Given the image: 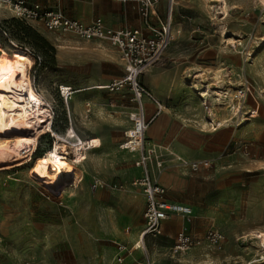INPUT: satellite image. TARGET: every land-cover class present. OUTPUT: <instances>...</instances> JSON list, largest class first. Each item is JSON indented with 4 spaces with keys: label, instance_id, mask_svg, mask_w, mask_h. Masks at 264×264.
Returning a JSON list of instances; mask_svg holds the SVG:
<instances>
[{
    "label": "rangeland",
    "instance_id": "obj_1",
    "mask_svg": "<svg viewBox=\"0 0 264 264\" xmlns=\"http://www.w3.org/2000/svg\"><path fill=\"white\" fill-rule=\"evenodd\" d=\"M224 1L227 16L219 14V3L177 0L175 30L180 33L150 74L161 78L160 104L174 122L171 128L177 138L182 135L189 143L197 138L211 149L225 135L232 137L240 116L245 121L228 148L208 158L179 159L163 143L148 145V139L144 140L149 172L169 201L192 212L189 217L171 215L160 236L145 239L142 251L129 239L133 232L136 238L144 225L145 197L135 185L141 175L135 166L138 153L119 149L124 134L137 127L129 118L137 107L129 89L96 88L120 78L121 68L90 64L80 71L76 67L62 70L60 44L46 40L38 27L33 30L29 24L16 23L13 13L0 6V59L27 74L34 93L49 100V128L59 137L72 128L80 139L97 138L102 143L83 165L71 163L72 177L58 192L43 189L27 176L31 164L0 170V264H264L263 250L252 237L264 231V79L258 74H264V6L259 0ZM253 25L257 31L235 33L238 27ZM36 56L40 62L34 61ZM216 73L220 80L214 79ZM101 74L108 76L107 82L90 84L83 78ZM143 81L150 88L147 79ZM206 85L213 99H217L215 92L223 93L224 106L211 109L209 98L206 106L201 105L198 91L207 89ZM62 86L71 88L68 100L59 94ZM242 89L246 95L235 117L231 107L237 105L234 96ZM255 112L256 118L249 121ZM223 118L230 119L228 130L213 133L209 124ZM156 128L148 129L145 138ZM55 142L52 133L42 135L31 161L44 156ZM67 159L73 162V155ZM203 160L212 165L195 173L185 167ZM210 229L223 235L219 247L204 243L181 256L172 255L177 233L203 237ZM116 244L130 252L122 262L116 260ZM195 251L196 256L187 262L178 261Z\"/></svg>",
    "mask_w": 264,
    "mask_h": 264
},
{
    "label": "built area",
    "instance_id": "obj_2",
    "mask_svg": "<svg viewBox=\"0 0 264 264\" xmlns=\"http://www.w3.org/2000/svg\"><path fill=\"white\" fill-rule=\"evenodd\" d=\"M160 1L121 0L122 3L131 2L136 4L142 28L117 30L110 29L99 23V21L85 25L79 21L72 20L63 14L58 5L44 6L30 0H0V6L8 8L16 20L25 24L37 23L50 32L74 35L81 40H98L108 43L119 54L123 67V77L119 81L105 86L104 89L110 92H117L124 88L130 90L132 95L131 102L137 107V113H133V116L130 115V120L135 126H138V117L143 115V98L154 101L150 91L142 86L140 77L164 57L163 55L169 48L175 34L178 33L175 30L174 8L179 3L177 0H165L166 13L161 18L156 11L157 4ZM35 60L40 62L37 56L34 57ZM59 88V94L62 97L71 92L69 87L65 91L62 87ZM245 95V91L242 89L237 91L234 96L237 105H234L232 110L236 111L235 117L239 114L238 110L241 108L240 104L245 99ZM244 121L245 119L240 116L236 128H239ZM141 122L144 124L142 119ZM124 136L125 140L119 145V149L138 153L135 166L141 169V175L135 181V185L142 189L145 197V208L143 211L144 228L141 232V238L143 239L147 236L156 238L162 234L163 221L168 220L173 214L188 217L191 215V209L167 200L165 189L157 184V180L149 172V157L143 149L144 144L136 145L131 140V137L127 135V132ZM211 165V161L203 160L189 162L185 167H188L190 172L195 173L200 169H207ZM98 186L99 188L103 187L102 184ZM223 240V235L215 229L208 230L203 237H195L188 233L180 232L175 236L171 252H173L172 255H181L193 248L201 247L204 243L219 247ZM137 249H141V247H137ZM116 250H118L117 262L124 261L125 257L130 253L122 244H117ZM260 260H264V250L260 255ZM142 264L151 263L145 261Z\"/></svg>",
    "mask_w": 264,
    "mask_h": 264
},
{
    "label": "bare ground",
    "instance_id": "obj_3",
    "mask_svg": "<svg viewBox=\"0 0 264 264\" xmlns=\"http://www.w3.org/2000/svg\"><path fill=\"white\" fill-rule=\"evenodd\" d=\"M210 2L223 3V7H219L222 13L219 14L227 15L224 0H210ZM259 3L264 6V0H259ZM215 7L210 6L209 9L213 10ZM225 37L226 35L223 34L224 42L226 41ZM239 45L241 44L239 43ZM258 74L264 79L263 72H258ZM215 75V80L221 79L219 78L220 73ZM211 79L213 78L211 77ZM62 88L65 91L68 87L62 86ZM96 88L104 89L101 86H96ZM206 88L204 91L195 90L199 92L198 96L203 99L201 105L206 106L209 98L213 105L211 109L216 106H224V102L221 99L223 93L220 91L215 92L217 93V99H213L210 96L211 93L207 85ZM260 94L262 93L260 92ZM69 95L70 93L64 95L67 100ZM50 108L49 100L42 95L34 93L27 74L11 69L7 61L0 59V170L8 171L31 164L27 171V176L31 180L36 181L43 189L58 192L64 185H67L68 179L72 177L71 174L74 167H72L71 163L83 165L90 153L100 149L102 143L97 138L82 140L75 135L72 128L67 130L64 137L54 134L49 128L51 122ZM161 109L165 110L163 106H161ZM240 110L241 108L238 110L239 113ZM209 114L212 113L209 112ZM229 120L223 118L220 122H216L213 125L210 122L211 124L209 125L213 127L211 131L214 133L219 130H227ZM137 121L139 122L138 126L129 129L127 135L131 137V140L136 145H141L145 139H148L145 138L147 125L143 115L138 117ZM30 131H34V135H29ZM46 133H52L56 142L44 156H37L32 162L31 156L37 149L41 136ZM69 155H73V162L67 159ZM252 237L257 241V246L264 250V231L258 232ZM133 245L135 249L142 246L141 235H138Z\"/></svg>",
    "mask_w": 264,
    "mask_h": 264
},
{
    "label": "crops",
    "instance_id": "obj_4",
    "mask_svg": "<svg viewBox=\"0 0 264 264\" xmlns=\"http://www.w3.org/2000/svg\"><path fill=\"white\" fill-rule=\"evenodd\" d=\"M30 1L36 2V3L44 5V6L58 5L66 17H68L72 20L79 21L85 25H89L93 22L99 21V23L103 24L104 26H106L110 29H114V30L123 29V28H128V29L142 28V22H141L139 13L137 11V6L135 3H131V2L122 3L121 0H58V1H55V0H30ZM228 1L230 3H233L232 2L233 0L232 1L228 0ZM209 2H210V0H209ZM210 3H212V2H210ZM225 4H226V2H225ZM223 5L224 4L221 3L219 5V7H223ZM177 6L174 8V17H175L176 22L178 19L177 14H176V11L178 8ZM226 6H227V4H226ZM219 10H221V9H219ZM156 11H157V14L159 15V17L163 18L165 16V13H166L165 12L166 11V1L165 0H161L157 4V10ZM219 13H222V10ZM223 16H225V15L223 14ZM242 21H244V20H242ZM28 24L34 30H36V27H38L37 32L39 34H42L41 36H44V38H46V40L51 42L53 45H56L57 43L60 44V52L61 53H59V61H60V66H61L62 70H65V69L73 70L76 67L80 71V69H86V67L90 64L101 65L102 67L103 66L108 67L109 65L119 66L121 68L120 78L114 79L106 85H99V86H103V88L105 86L113 83V82L119 81L123 77V67H122V64H121V61L119 58V54L114 49H112V47H110L108 43L103 42V41H98V40H81V39L75 37L74 35H70V34L63 35L62 37H56V35H55L56 33L45 30L41 25H39L37 23L31 22ZM175 27H176V25H175ZM250 30L252 32H254V31H257L258 29L254 25L252 26V28L247 27V26H242V27H238L237 30L235 31V33L241 34V33L248 32ZM179 33L180 32L176 33L175 36H177V34H179ZM223 34H225V32H223ZM223 34H222V36H223ZM231 35H234V34H231ZM175 36H174V38H175ZM234 36L236 37L237 35H234ZM263 41H264V39H263ZM154 66L152 68H150L147 72H145V74H143L140 77V82H141L142 86L144 88H146L148 91H150V94L154 98V101H151L147 98H143V100H142L144 121H145V123L150 125L149 127L147 126V131L145 132V134L148 132V129L154 128V127H156V125H158V128H156L155 133H153L152 135L148 134V145L149 144L150 145H158V144L163 143V145H165L164 148H166V150L168 151V153L170 155L175 156L179 159L186 158L188 160L213 157L215 154H217V153L225 150L226 148H228L230 139L235 135V132H237L240 129V127L235 128L236 130H233L234 134H232V137L228 138L225 135L224 137L221 138L222 140H221L220 144L218 142L216 147H213L211 149L206 148L204 143L201 142V140L199 141L197 138H195V139L193 138V141H191L189 143L186 141V139L184 137H181L182 135H180V134H179L180 136L178 138L176 137V134L173 132V129L171 128V126H172V124H174V122L171 121L169 114L166 112L167 109L165 107H164L165 110L161 109L162 105L160 104V101H162V99H161L160 94L158 93V91H159V88H158L159 80L158 79H161V78L159 76H152L153 74H150V72L154 68ZM83 78L87 79L88 83H90V84L97 83V82L102 83L105 81L107 82V80H108V76L103 75V74H101L99 77L97 76V77L87 78L84 76ZM144 78H146L147 81L149 82L150 88H148L147 85L144 83V81H143ZM90 86H92V85H90ZM124 89H128V88H124ZM124 89H120L119 91L121 92ZM102 90H106V89H102ZM102 90H98V91H102ZM82 91H86V89H84ZM119 91H117V92H119ZM129 94L132 98L131 93H129ZM256 112L251 115V117L248 119L249 121L256 118ZM166 119H168L167 123H169V124L166 125L165 122H164L165 124L164 123L161 124L162 123L161 121L162 120L166 121ZM146 121H148V122H146ZM227 130H228V128H227ZM242 130H245V129H242ZM190 133H192V132H190ZM194 134H199V133H194ZM224 134H226V132ZM186 144H189L188 146L190 147V149L187 147ZM122 152H125V151H122ZM135 154H137V153H135ZM200 170H202V169H200ZM151 175L153 178H155L153 176L152 172H151ZM155 180H156V178H155ZM156 182L158 185H160L158 183V180ZM166 198H167V194H166ZM167 200H168V198H167ZM169 202H171V201H169ZM171 203H173V202H171ZM178 205H180V204H178ZM182 206H185V205H182ZM186 207H188V206H186ZM191 212H192V210H191ZM121 219H122V221L125 220L123 218H121ZM127 219H128V216H127ZM166 221H168V220H166ZM166 221H163V223H162V230H163V225ZM119 222L120 221L115 222V223L113 222V224L111 225V228L116 229L118 227ZM143 228H144V225H143ZM143 228H142V230H143ZM142 230H141V232H142ZM141 232L138 235H141L142 234ZM136 234L137 233H134V232L129 234V239L133 243L138 237L137 236L135 238ZM177 235H178V233H177ZM194 236L198 237V235H194ZM199 237H202V236H199ZM147 238H151V237L147 236V237L143 238L142 243ZM174 239H175V237H174ZM199 248L196 247L193 249H199ZM138 250L142 251V249H138ZM196 253L197 252L195 251V252L187 255L184 259H179L178 261L179 262H187L189 259H191V257H195ZM181 255H183V254H181ZM181 255H176V256H181ZM111 258H112L111 256H106L107 260L108 259L111 260ZM108 264H110V262H108Z\"/></svg>",
    "mask_w": 264,
    "mask_h": 264
},
{
    "label": "trees",
    "instance_id": "obj_5",
    "mask_svg": "<svg viewBox=\"0 0 264 264\" xmlns=\"http://www.w3.org/2000/svg\"><path fill=\"white\" fill-rule=\"evenodd\" d=\"M15 22H16V23H20V24H22V23H23V22H21V21H18V20H16V19H15ZM33 30H34V29H33Z\"/></svg>",
    "mask_w": 264,
    "mask_h": 264
}]
</instances>
